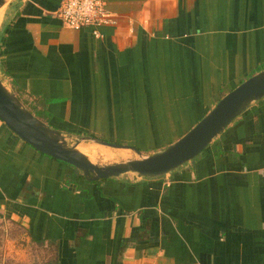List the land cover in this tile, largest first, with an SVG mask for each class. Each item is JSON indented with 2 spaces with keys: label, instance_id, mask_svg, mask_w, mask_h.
<instances>
[{
  "label": "crops",
  "instance_id": "1",
  "mask_svg": "<svg viewBox=\"0 0 264 264\" xmlns=\"http://www.w3.org/2000/svg\"><path fill=\"white\" fill-rule=\"evenodd\" d=\"M61 1L0 11V81L70 140L152 155L264 70V0H105L100 38ZM2 222L55 264H264V99L157 179L87 182L0 121Z\"/></svg>",
  "mask_w": 264,
  "mask_h": 264
},
{
  "label": "water",
  "instance_id": "2",
  "mask_svg": "<svg viewBox=\"0 0 264 264\" xmlns=\"http://www.w3.org/2000/svg\"><path fill=\"white\" fill-rule=\"evenodd\" d=\"M10 1L0 0V11ZM262 99L264 70L222 97L213 109L178 141L147 156L133 147L109 143L98 138L84 136L70 140L62 132L45 125L28 112L1 81L0 121L23 143L44 156L72 167L87 182L94 183L129 174L143 179H157L195 160L253 103ZM81 143L115 151L128 150L134 153L136 158L104 166L97 165L78 151Z\"/></svg>",
  "mask_w": 264,
  "mask_h": 264
},
{
  "label": "rangeland",
  "instance_id": "3",
  "mask_svg": "<svg viewBox=\"0 0 264 264\" xmlns=\"http://www.w3.org/2000/svg\"><path fill=\"white\" fill-rule=\"evenodd\" d=\"M86 145L81 143L80 146ZM89 146L94 148L93 154H83L97 165L104 166L136 158L135 155L128 152H117L97 145ZM110 155L117 157L113 158ZM52 259L51 256L43 255L41 248L28 244L21 234V230L15 224L0 223V264H49Z\"/></svg>",
  "mask_w": 264,
  "mask_h": 264
},
{
  "label": "built area",
  "instance_id": "4",
  "mask_svg": "<svg viewBox=\"0 0 264 264\" xmlns=\"http://www.w3.org/2000/svg\"><path fill=\"white\" fill-rule=\"evenodd\" d=\"M55 16L64 27L74 31L91 29L94 38L101 37L100 28L115 25L105 0H62Z\"/></svg>",
  "mask_w": 264,
  "mask_h": 264
},
{
  "label": "bare ground",
  "instance_id": "5",
  "mask_svg": "<svg viewBox=\"0 0 264 264\" xmlns=\"http://www.w3.org/2000/svg\"><path fill=\"white\" fill-rule=\"evenodd\" d=\"M78 151L80 152V153H92L93 154V152H94V148H92L91 146H89V145H86V146H80V147H78ZM84 155V154H83ZM86 156V155H85ZM87 157V156H86ZM110 157H113V158H115V157H117L116 155H110ZM88 158V157H87ZM89 159V158H88ZM91 162V161H90Z\"/></svg>",
  "mask_w": 264,
  "mask_h": 264
},
{
  "label": "trees",
  "instance_id": "6",
  "mask_svg": "<svg viewBox=\"0 0 264 264\" xmlns=\"http://www.w3.org/2000/svg\"><path fill=\"white\" fill-rule=\"evenodd\" d=\"M49 264H55L53 261L49 262Z\"/></svg>",
  "mask_w": 264,
  "mask_h": 264
}]
</instances>
